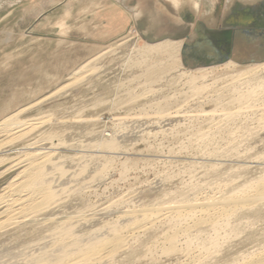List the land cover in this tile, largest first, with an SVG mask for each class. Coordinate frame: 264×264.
I'll list each match as a JSON object with an SVG mask.
<instances>
[{
  "label": "rangeland",
  "instance_id": "374dc122",
  "mask_svg": "<svg viewBox=\"0 0 264 264\" xmlns=\"http://www.w3.org/2000/svg\"><path fill=\"white\" fill-rule=\"evenodd\" d=\"M196 1L197 10L188 0L177 8L166 0H0V252L9 257L1 254L2 262L21 264L24 251L48 248V233L75 222L74 236L97 233L106 241L153 211L254 196L264 178V73L237 75L264 63V43L245 44L234 28L252 24L264 5ZM112 6L124 12V26L108 21ZM191 11L219 28L215 44L181 36ZM254 23L264 27V19ZM164 40L182 41L178 56L151 54L146 43ZM214 46L219 60L209 57ZM203 69L208 74L192 84L191 74ZM11 117L16 125L30 122L26 133L8 132L9 121L2 124ZM36 151L53 154L58 167L48 172L55 206L28 220L4 215L9 188ZM254 199L202 230L191 226L200 209L154 217L110 251L107 264H188L189 247L193 255L205 248L216 254L200 259L208 264L257 253L264 249V201ZM175 231L176 250L168 251L164 240Z\"/></svg>",
  "mask_w": 264,
  "mask_h": 264
},
{
  "label": "bare ground",
  "instance_id": "6f19581e",
  "mask_svg": "<svg viewBox=\"0 0 264 264\" xmlns=\"http://www.w3.org/2000/svg\"><path fill=\"white\" fill-rule=\"evenodd\" d=\"M146 46L149 47V49H150L149 51H152L151 52V54H152L154 51H160L161 52L165 45H162V44H159V45L146 44ZM167 48H171L172 52L174 51L173 55L174 56L175 55L178 56V49H180L179 45L167 43ZM225 66L233 68L234 66H236V63L228 62ZM208 70L209 69L201 70L200 73L202 75H197L196 76L195 74H191V80H192L191 82H192V84L195 82V80H196V78H198V76L199 77L206 76L208 74ZM261 73H264V63L256 64L252 68L247 69L246 71L242 72L241 74H239L237 76L238 77H242L240 79L245 80V79L250 78L251 76H255V75H258V74H261ZM71 84L73 85V83H70L69 85H71ZM199 87H201V85ZM200 91H202V90H200ZM47 98H49V96ZM38 103H39V101H38ZM35 104H37V102ZM24 110H26V108ZM10 120H13V118L11 117V118L7 119L5 122H3L4 124H2V125H6L5 123H7L9 121L6 127H8L7 130H8V132L11 133V135H23L24 133H26L25 131L27 130L30 122L26 121V123H23V124H20V125H16L15 120H13V121H10ZM31 144H33V143H31ZM51 150H50V152H51ZM50 155L48 153H39L37 151H36V154L28 155V158L25 160L28 163L26 165L27 167L24 168L21 173H19L20 175L19 174L17 175L18 177L16 176L18 179H15V180H18V181L16 182L15 186H13V187L10 186V188H9L10 189V193H9L10 196L7 197L8 199L6 198L7 200L5 199L8 204L7 205H6V203L4 204L6 206H5V210L2 212L3 214L4 213L8 214V213H11V212L13 213V211H14L15 213H13V214L17 215L18 218H24V220L26 218L28 220V219H31L32 217H34L35 214H37L38 212L40 213L41 210L47 209L49 207H52L55 204V201H50V199L52 197V194L54 193V190H53V188L51 186V180H50L51 177L49 178L48 172H49V170L51 168L57 170L58 167L56 168V165L54 164V162H52V159H51ZM37 157H40L42 160L41 161L40 160L36 161ZM11 167H12V165H11ZM49 174H51V171L49 172ZM256 187L257 188H256V190H254V196L253 197L240 196L241 198H236V199L230 198V199H227V200L208 198V199L203 200L202 202L194 201L193 204H189L187 206H184V205L183 206H180V205L179 206H172V207H168V208H166L164 210H157V211L150 212V213L155 214L156 216L145 217L144 219H142L143 221H134L133 223L130 222L131 224L128 223V224L131 225L130 227H126L125 226L127 228V229L125 228L126 231L124 230L126 235L123 236V235H120L119 233H117V234L114 233L115 236L113 238H111L110 240L106 239V241L104 239H100L99 238V237L102 236V234L101 235L99 234L100 235L99 236L97 233H92V235H88L89 237L87 239H85V240L80 238L81 236L80 237L79 236L78 237L74 236L76 231H75V233L72 232L71 228L73 227L74 224L77 225L78 222L76 224V222L74 223L72 221V223H74V224L72 225L71 228L64 227L63 229H60L62 226L59 225V226H61L60 228L58 227L59 230L54 231L55 230L54 229V230H52L54 232L51 231L52 234L48 233V234H50L49 235L50 242L48 241L50 243V246H49L50 248L49 247L47 248L46 245L44 246V248H39L40 247L39 245L42 242L40 244L35 243V244L38 245L39 250L36 248V250H38L37 253L28 254L29 251L27 253L23 249H26V247L33 248L32 246L31 247L25 246V248H23V249H22V247L20 245L18 246V247H21V250L24 251V253H22L23 251H21V253H22V259L20 258L22 260L21 264H107V263H109L108 260H109L110 256L114 253V252H111L112 253L111 254L110 251H115V250H118L119 248H122L126 244L125 242L129 239V237H132V234H133L134 231H137V230L139 231L140 229L144 228L145 226L153 223L154 222V217H156L155 219L161 218V220H163V219L165 220L168 217V215H171V214L173 216L174 215L175 216H180V215H183L185 213L188 214L190 212H193L196 209H200L201 212H203V215L200 218H197V219L193 218L191 226L193 228L194 227L197 228L198 226L201 227L203 225H205V226H207V225L210 226L211 225V227H214V226L217 225V219H218V217L221 214L225 215V216H229L230 213H232L235 209H237L240 206V204H242V203H244L246 201L252 200L254 198H255L254 199L255 202H257V203L264 201V178L261 179L258 182ZM237 199H239V200H237ZM3 201L4 200H2V198H0V204ZM190 202L192 203V201H189L188 203H190ZM162 212L164 214H161ZM13 214H12V216H13ZM14 217H16V216H14ZM41 217L43 219V216H41ZM15 219L12 217V220H15ZM52 219H53V221L55 220L54 218H52ZM44 220L46 221V219H44ZM78 220H79V218H78ZM182 220H183L182 217H175L176 223L180 224L181 223L180 221H182ZM53 221H51V222H53ZM79 221H81V220H79ZM62 222L63 221H61V223ZM46 223H48V222H46ZM72 223H70V224H72ZM2 224H3V222H2ZM56 225H58V223ZM66 226H68V225L66 224ZM127 226H129V225H127ZM176 227H177V225H176ZM183 228H184V226H183ZM193 228H191V229H193ZM195 228H194V230L198 229V228L197 229H195ZM107 229H109V227ZM122 229H124V228H122ZM184 229H186V228H184ZM200 229H198V230H200ZM176 230H177V228H176ZM180 230H178V232ZM119 231H121V229ZM105 233H107V232H105ZM123 234H124V232H123ZM75 235H77V234H75ZM176 235L177 234H176V231H175L174 233H172V235L167 236L166 240H164V241H166L165 244H167L168 247H169L168 251H175L176 250L175 245H174V244H176L175 243V236ZM44 237L43 238L41 237V238L44 239ZM46 237H47V235H46ZM82 237H83V234H82ZM46 241H47V239H46ZM109 242L112 243L111 248H110V246H108ZM46 243H43V244H46ZM22 244L26 245L25 242L22 243ZM47 245H49V244L47 243ZM189 248H186L185 251L184 250L183 251H184L186 257L189 258V263L190 264H200L203 261H205L204 260L205 257H206V259H207V257L209 259V257L215 256L216 255L215 253L218 251V250L215 251V253H214L215 255L209 256L211 252L209 253V248L208 249L205 248V250L202 249L204 252H199V254H197L198 255L197 256L195 254L196 251L194 252V255H193V252L191 251L192 249H189ZM202 248H204V247H202ZM109 249H111V250H109ZM34 250H35V248H34ZM193 250H197V248L193 249ZM210 251H211V249H210ZM212 251H213V249H212ZM18 252H20V251H18ZM251 252H249V253H251ZM7 253L5 252V254L7 256L9 254H11L10 252H9V254H7ZM32 253H33V251H32ZM109 253H110V256H108ZM240 253L241 252H239V254ZM249 253H246V254H248L246 256H244V255H243V257L240 256L241 257L240 259H231L232 257L230 256L231 257L230 260L229 259H227L226 261L223 260V261H225L224 264H264V249L261 250V251L259 250L257 253H251V254H249ZM1 254H2V252H0V255ZM2 255H4V254H2ZM236 256L238 257L239 255H236ZM0 257H2V256H0ZM11 257H13V256H11ZM215 257H217V256H215ZM4 258H5V255H4ZM8 258H5V259H8ZM13 258H15V256ZM202 258H204V259H203L202 262H200L201 261L200 259H202ZM2 259L0 258V264H5L6 262H8V261H6L4 263V262L1 261ZM10 260L14 262V260L12 258ZM221 261L222 260L219 259V260H216L214 263L215 264H217V262L221 263ZM10 262H8V263H10ZM212 262H210V263L213 264ZM14 264H19V263H16V261H15Z\"/></svg>",
  "mask_w": 264,
  "mask_h": 264
},
{
  "label": "crops",
  "instance_id": "0c3cea01",
  "mask_svg": "<svg viewBox=\"0 0 264 264\" xmlns=\"http://www.w3.org/2000/svg\"><path fill=\"white\" fill-rule=\"evenodd\" d=\"M168 1L174 8H177L179 5H181V0H166ZM249 1V4L246 5H240L242 8H248V7H257V5H261L260 7H262L264 4V0H247ZM188 2H190L189 4L191 5L192 9L196 10L198 9V1L196 0H188ZM253 2V3H251ZM187 7V6H186ZM185 7V9H186ZM191 15H188L186 18H184V22L185 25L183 26L184 29V33L181 36H184L185 39H189L191 37H196L197 39L201 38V39H206L207 42H210L211 44H215V40H213V38H211V36H214L213 34L215 33H219L217 31V29L219 28H214L210 25H208L207 21L209 19L205 20H197L194 18L193 15V11H191ZM254 15L253 17L256 18L254 19V22L260 21L262 19H264V10L262 13L258 12L257 10L253 11ZM137 11H135V13L133 14V16L135 17L137 15ZM106 16L108 21L110 22V24H115V23H120V26H124V24L127 21V18L124 16V12L121 10H118L116 7L112 8H108L106 10ZM254 22H252V24H255ZM248 25L246 27H241V28H234V35L238 36L241 41H243L245 44H253V43H258V45H262L264 43V27L260 26L258 27H254V25ZM178 27V26H177ZM179 28H182L181 26H179ZM167 43L170 44H176L180 46V49H178V53L181 50V47L183 45L182 41H161V42H151L149 41L146 44L149 45H165L163 50L168 51V52H172L171 48H167ZM219 49H217L215 46L214 48H212V53L209 56L210 58L216 60L220 58V53L218 51ZM223 50L225 51V49L223 48ZM174 52V51H173ZM172 52V53H173ZM224 58L227 57V59H225L228 62H233L230 59H228L227 53L225 51V54L223 56ZM225 61V62H226ZM235 63V62H234Z\"/></svg>",
  "mask_w": 264,
  "mask_h": 264
},
{
  "label": "water",
  "instance_id": "95a60500",
  "mask_svg": "<svg viewBox=\"0 0 264 264\" xmlns=\"http://www.w3.org/2000/svg\"><path fill=\"white\" fill-rule=\"evenodd\" d=\"M224 59H227V57H225Z\"/></svg>",
  "mask_w": 264,
  "mask_h": 264
}]
</instances>
